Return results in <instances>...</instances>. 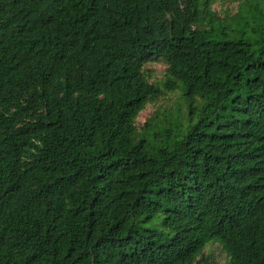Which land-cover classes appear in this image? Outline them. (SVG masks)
<instances>
[{
  "label": "trees",
  "instance_id": "16d2710c",
  "mask_svg": "<svg viewBox=\"0 0 264 264\" xmlns=\"http://www.w3.org/2000/svg\"><path fill=\"white\" fill-rule=\"evenodd\" d=\"M216 1L0 0V264H264V0Z\"/></svg>",
  "mask_w": 264,
  "mask_h": 264
},
{
  "label": "rangeland",
  "instance_id": "374dc122",
  "mask_svg": "<svg viewBox=\"0 0 264 264\" xmlns=\"http://www.w3.org/2000/svg\"><path fill=\"white\" fill-rule=\"evenodd\" d=\"M245 0H217L211 7L212 12L224 23H229L241 8ZM249 40L255 39L249 33L245 34ZM144 75L150 83L162 86L166 80V65L161 59H154L144 66ZM164 90V89H163ZM200 100L195 106L200 108ZM188 102L179 87L176 91L165 92L157 100L148 103L138 114L136 119L135 139L145 142L148 150L161 146L165 141V132L173 133L176 128H184L188 117ZM204 253L211 255L217 264H224L228 257L217 244L206 247Z\"/></svg>",
  "mask_w": 264,
  "mask_h": 264
}]
</instances>
